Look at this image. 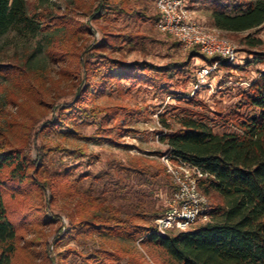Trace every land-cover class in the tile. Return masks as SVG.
<instances>
[{"label":"trees","instance_id":"obj_1","mask_svg":"<svg viewBox=\"0 0 264 264\" xmlns=\"http://www.w3.org/2000/svg\"><path fill=\"white\" fill-rule=\"evenodd\" d=\"M127 1L95 0L84 7L88 18L96 21L112 15L133 14L126 6ZM28 3L29 0H0V77L4 80L17 74L20 75L13 78H20L22 73L26 76L36 73L39 76L40 55L46 47L49 50L53 48L60 32L67 29L68 14L82 7L81 0H68L67 13L56 16L50 11V0H35L32 11ZM201 3L206 7L210 25L222 32L239 34L256 30L264 24V0L249 1L245 5L234 4L230 0H201ZM159 17L157 11L153 17L154 23ZM82 26L90 31L87 24ZM31 41L35 42L32 47L29 44ZM242 41L250 48L264 45L262 38H251L249 35L244 36ZM12 42L17 44V48L12 56L7 57L6 47ZM101 43L99 46L105 41ZM19 46L22 51H18ZM190 51V56L200 57L206 63L216 58L207 56L198 46ZM82 54L84 56L79 60L83 71L80 82L84 86L71 100L55 105L57 114L44 120L36 134L59 131L81 136L80 121L87 122L89 117H93L98 122V113L90 114L83 104L88 95L107 85V81L145 82L169 90L173 77L171 71H181L182 66L187 64L171 62L164 66H151L145 62L127 63L102 54L92 55L86 50ZM257 54L264 58V48ZM93 59L96 61L93 62ZM190 76L194 81L196 72L189 73L185 79L189 80ZM37 87L40 88V85ZM242 93L237 108L225 119L211 118L206 104L196 95L179 98L181 104L175 106L178 110L171 117L179 127L174 128L167 119L161 118L164 131L160 132L159 138L166 144V155L172 160L189 162L206 171L207 175L199 179V187L203 193L216 198L210 204L208 220L197 221L188 231H170L162 235L155 231L154 220L141 223L136 219L139 215L128 216L105 198L92 193V190L83 193L79 185L72 184L68 179L72 170L67 164L55 169V176L64 179L60 186L56 185L51 178L53 174L47 171L45 165L47 145L36 146V156L40 158L34 159L22 146L9 140L0 122V264H14L20 251H28V241L20 242L23 237L19 230L27 224L33 225V222H28L30 203L25 200L18 204L22 210L21 225L14 222L5 200V191L11 186L17 188L14 199L26 195L21 190L28 187L34 188L36 196L43 194L46 187L51 189L52 198L57 191L67 196H77L68 214L66 231L57 234L52 242L57 245L62 240L69 242L79 237L96 236L98 246L88 251L74 246L69 248L68 254L60 255L58 260L54 261L53 257L48 256L50 264H264V70L258 71ZM6 103L0 91V118ZM104 111L101 118H111L113 111ZM220 120L227 125L232 122L235 128L215 131L214 127ZM93 137L98 136H90L89 139ZM67 153L79 156L83 151L73 148ZM137 160L141 165V159ZM142 167L144 169L140 171L135 166L131 168L139 171L140 179L144 182L157 183L151 180L154 176L152 169ZM156 167L159 174L165 171L163 165ZM166 175L171 181L168 172ZM170 187L172 191L175 189L173 181ZM163 210L152 215L159 217L166 208ZM55 216L52 219L58 220ZM47 220H51V217L38 223L58 222ZM71 252L82 257V261L74 258L68 260Z\"/></svg>","mask_w":264,"mask_h":264},{"label":"rangeland","instance_id":"obj_2","mask_svg":"<svg viewBox=\"0 0 264 264\" xmlns=\"http://www.w3.org/2000/svg\"><path fill=\"white\" fill-rule=\"evenodd\" d=\"M230 1L245 5L253 0ZM67 2L68 0H50V11L56 16L66 14ZM89 2L95 0H81L82 7L68 14L67 29L60 32L53 48L49 50L46 47L42 52L39 76L36 73L28 76L22 73L20 78H13L20 74L8 80L0 77V91L7 100L0 122L9 140L15 145L22 146L34 159L40 158L36 156V146L47 145L45 165L47 171L53 174L51 178L56 185L60 186L64 179L55 176V169L67 164L72 170V175L68 179L72 184L79 185L83 193L90 189L92 193L105 198L128 216L139 215L136 219L147 224L157 218L152 214L161 213L168 207V201L172 196L171 181L166 175L167 157H163L166 156V144L159 138L160 132L164 131L161 118L167 119L174 128L179 127L171 118L178 110L175 106L181 104L180 97L186 99L195 95L206 104L209 116L215 120L233 112L242 99L244 89L249 87L259 70H264V58L256 55L257 51H263L264 45L250 48L241 40L246 35L264 40V24L256 30L239 34L225 33L210 25L206 7L201 0H189L188 6L193 9L194 17L220 36L230 39L238 50L234 63L222 65L208 78L212 86L203 85L200 89L194 90L196 77L194 81L191 76V80L187 81L185 78L189 73L197 74L204 60L190 56L193 47L184 48L175 37L158 28L153 20L158 11L155 0H129L126 6L133 14L112 15L96 21L90 20L86 13L87 9L84 6ZM34 7L35 0H29V10L32 11ZM83 24H87L90 31L82 26ZM103 40L105 44L99 46ZM29 44L32 47L35 42L31 41ZM16 48L15 42L9 44L6 47V56H12ZM18 48V51H22L20 46ZM84 50L88 54H102L127 63L145 62L151 66H164L171 62L187 64L182 66L181 71H171L173 72L169 87L171 92L145 82L107 81V85L88 95L83 104L90 114L98 113V122L93 117H89L87 122L80 121L78 126L81 136L66 135L59 131L36 134L44 120L57 114L55 105L71 100V97L84 86V83L80 82L83 71L79 64V60L84 56L82 54ZM95 61L93 59V62ZM107 109L113 111L111 118H101ZM222 121L216 123L215 131L235 128L232 122L227 125ZM94 135L98 137L89 139ZM59 148L62 150H58ZM73 148L83 151V154L79 156L74 153L68 154L67 150ZM138 158L141 159L142 166L152 169L154 176L151 180L157 183L144 182L140 179L138 172L144 168L138 164ZM169 162L174 166L175 161ZM160 165L165 167V171L159 174L156 166ZM134 166L139 171L131 168ZM21 191L26 195L16 196L15 199L17 188L11 186L5 191L7 207L12 211L14 222L17 225L22 223L20 220L22 210L18 208V204L24 200L30 203L28 222H33V225L24 226L25 230L20 227L19 231L23 237L20 242L28 241V251H20L14 264H50V256L54 261L58 260L60 255L68 254L69 248L74 246L82 251L98 246L96 236L79 237L69 242L62 240L57 245L52 242L57 234L66 231L69 223L68 214L72 211L77 196H67L57 191L56 196L52 198L51 189L47 187L39 196L34 195V188H23ZM206 196L209 205L216 200L214 196L208 194ZM55 215L58 220L52 219L56 217ZM48 216L51 220L47 221L58 222L38 223ZM138 248L142 249L139 245ZM73 258L82 261V257L71 252L68 260Z\"/></svg>","mask_w":264,"mask_h":264},{"label":"built area","instance_id":"obj_3","mask_svg":"<svg viewBox=\"0 0 264 264\" xmlns=\"http://www.w3.org/2000/svg\"><path fill=\"white\" fill-rule=\"evenodd\" d=\"M188 1L155 0L160 13L156 23L161 31L171 34L184 48L198 46L207 56H216L213 62H204L197 70L194 84V90H197L203 85L212 86L208 78L222 65L234 63L238 50L230 39L197 20ZM163 157L168 158H165V164L175 189L171 192L165 213L154 219L155 231L160 235L170 231H188L197 221L205 222L210 216L208 198L199 187V179L207 172L189 162L172 160L168 155ZM170 160L175 161L174 166Z\"/></svg>","mask_w":264,"mask_h":264}]
</instances>
